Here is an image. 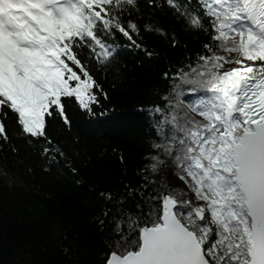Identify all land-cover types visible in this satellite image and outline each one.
Listing matches in <instances>:
<instances>
[{
  "label": "trees",
  "instance_id": "obj_1",
  "mask_svg": "<svg viewBox=\"0 0 264 264\" xmlns=\"http://www.w3.org/2000/svg\"><path fill=\"white\" fill-rule=\"evenodd\" d=\"M229 6L106 0L86 11L65 90L31 95L44 126L24 124L16 102L4 101L0 264H107L138 252L166 196L212 264L247 263L249 241L235 223L195 216L182 182L188 157L177 152L181 124L201 125L184 103L218 82L209 66L232 46Z\"/></svg>",
  "mask_w": 264,
  "mask_h": 264
},
{
  "label": "rangeland",
  "instance_id": "obj_2",
  "mask_svg": "<svg viewBox=\"0 0 264 264\" xmlns=\"http://www.w3.org/2000/svg\"><path fill=\"white\" fill-rule=\"evenodd\" d=\"M236 7L235 0H230L231 25L236 28L235 34L228 42L232 46L227 53L217 57L215 64L211 63L209 66L211 72L219 76L218 82L200 95L194 96L190 103L193 107L184 103L185 110L196 117L201 125L194 127L192 123L185 121L180 125L183 135L177 139V152L188 157L186 174L189 183L182 182L194 211L206 216L211 225L217 221H226L231 225L235 223L248 241V220L242 198L233 184L231 157L223 146L225 141L229 140L228 136H225L227 131L223 124L213 121L219 115L215 109L214 92L223 89L229 72L243 64L245 51L250 48L246 40L250 30L245 27ZM46 38L41 37L38 44L24 49L15 47L6 39H0V60H3L0 64V78L10 72L16 80L31 83L45 84L57 81L64 72L60 53L54 47H46ZM233 44L238 45V50ZM200 75L203 76L202 73ZM175 118L177 120V117Z\"/></svg>",
  "mask_w": 264,
  "mask_h": 264
},
{
  "label": "water",
  "instance_id": "obj_3",
  "mask_svg": "<svg viewBox=\"0 0 264 264\" xmlns=\"http://www.w3.org/2000/svg\"><path fill=\"white\" fill-rule=\"evenodd\" d=\"M249 128L231 149L232 178L249 224L246 264H264V124ZM162 208L161 223L141 231L140 250L124 257L113 253L107 264H212L196 234L179 219L176 201L166 196Z\"/></svg>",
  "mask_w": 264,
  "mask_h": 264
},
{
  "label": "bare ground",
  "instance_id": "obj_4",
  "mask_svg": "<svg viewBox=\"0 0 264 264\" xmlns=\"http://www.w3.org/2000/svg\"><path fill=\"white\" fill-rule=\"evenodd\" d=\"M236 11L243 19V23L250 32L246 39L250 48L245 51L243 64L233 68L226 79L225 85L221 91L214 92L215 109L219 115L213 121L223 124L226 128L227 139L223 146L232 158V147L237 142L238 137L246 131H249V121L244 116V110L241 108L240 86L244 81H251L253 77L264 73V37L255 29L242 6L241 0H235ZM214 107V106H213ZM237 190V187H236ZM240 195V194H239ZM241 197V195H240Z\"/></svg>",
  "mask_w": 264,
  "mask_h": 264
}]
</instances>
